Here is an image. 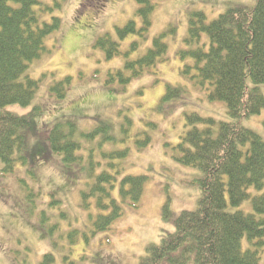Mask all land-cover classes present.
I'll return each instance as SVG.
<instances>
[{
	"label": "rangeland",
	"instance_id": "obj_1",
	"mask_svg": "<svg viewBox=\"0 0 264 264\" xmlns=\"http://www.w3.org/2000/svg\"><path fill=\"white\" fill-rule=\"evenodd\" d=\"M42 1L48 8L44 4L38 7L39 21L59 16L61 25L46 37L50 51L29 69L32 77L42 79L32 104L11 109L28 115L33 106L39 105L37 109L43 110L41 127L47 133L41 136L47 143L51 126L63 119L60 115L74 113L65 118L77 119V152L84 156L79 163H67L49 143L50 153L36 160L34 167L27 162L25 166L15 165L10 173L0 172L5 174L0 175V264H42L47 253L54 256L53 264H140L148 245L158 243L168 235L166 231L175 229L163 219L165 203L169 202L174 214L194 210L198 204L201 191L193 181L200 171L174 160L172 153L188 128L185 114L198 112L228 119L224 102L210 101L206 89L194 86L179 74L183 63L176 51L189 34L190 14L203 10L211 20L231 4H252L254 0H156L149 29L145 36L137 37L141 40L138 53L152 47L155 37L165 35L167 58L125 85L118 80L108 81L116 70L124 68V56L107 59L95 45L102 35L117 39L116 26L132 19L140 24L137 1ZM129 38L122 41L123 52L130 48L133 38ZM135 56L133 53L132 58ZM69 74L67 93L53 95L52 82ZM168 84L184 87H180L179 97L164 102ZM260 87L264 93V84ZM263 121L264 109L244 119L243 124L264 137ZM57 126L63 130L61 124ZM94 129L95 137L82 134ZM146 132L151 138L141 148L136 138L147 136ZM27 141H31V147L36 142L30 138ZM124 149L122 155L126 156L112 158L119 165L110 169L107 160L110 162V156ZM90 160L95 161L93 167ZM105 171L116 181L112 196L121 203L117 183L125 175L144 174L148 178L140 206L123 203L124 214L109 229L104 225L101 231H95L94 220L107 210L96 204L93 183ZM250 189L256 192L254 187ZM89 190L91 197L84 199L81 192ZM228 206L230 210L253 211L250 201L238 207L230 203ZM248 247L252 245L245 237L243 248ZM259 264H264V248Z\"/></svg>",
	"mask_w": 264,
	"mask_h": 264
},
{
	"label": "trees",
	"instance_id": "obj_2",
	"mask_svg": "<svg viewBox=\"0 0 264 264\" xmlns=\"http://www.w3.org/2000/svg\"><path fill=\"white\" fill-rule=\"evenodd\" d=\"M136 1L140 24L132 19L116 26L117 39L102 35L95 45L107 59L124 56V68L108 78L122 85L166 60L168 52L165 35H159L152 47L138 53L141 40L137 37L145 36L149 29L156 0ZM82 2L86 4L87 0ZM41 4L48 8L42 0H0V172L5 174L15 170L18 164L25 166L28 162L34 167L36 160L50 153L49 143L67 163H79L84 156H78L77 152L78 121L65 118L74 113L60 115L63 119L55 122L63 130L59 131L57 123L56 127L51 126L47 143L45 136H41L47 133L41 127L43 110L37 109L39 105L33 106L28 115L11 109L32 104L42 79L32 77L29 69L50 51L45 44L46 37L61 25L59 16H53L51 21H39ZM189 24V34L176 51L183 63L179 74L194 86L206 89L210 101L224 102L229 118L217 119L198 112L185 114L188 128L172 153L174 160L200 171L193 183L200 187L201 195L194 210L179 214L172 212L169 202L165 203L163 219L175 229L166 231L168 235H163L158 243L149 244L140 264H259L264 248V137L245 126L243 120L264 109V93L260 87L264 84V0L231 4L211 20L205 11H193ZM128 38L133 40L123 52L122 41ZM70 76L52 82L53 95L67 93ZM180 87L184 86L168 84L164 102L179 97ZM94 131L82 134L93 135ZM146 133L147 136L136 138L141 148L151 138ZM29 138L36 141L32 147L31 141H27ZM124 152L125 149L110 156V162L107 160L110 169L119 165L112 158L125 157ZM94 163L90 160V166ZM107 171L99 174L93 183L94 194L98 196L96 204L107 210L94 220L95 231H101L104 225L109 229L124 214L123 203L138 208L148 178L144 174L125 175L117 183L121 203L112 196L116 181L111 180L112 174ZM81 193L84 199L91 197L90 190ZM245 201L251 202L253 211L229 209L228 203L238 207ZM245 237L252 247L243 248ZM53 260L54 256L47 253L42 264H53Z\"/></svg>",
	"mask_w": 264,
	"mask_h": 264
}]
</instances>
